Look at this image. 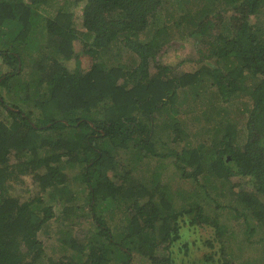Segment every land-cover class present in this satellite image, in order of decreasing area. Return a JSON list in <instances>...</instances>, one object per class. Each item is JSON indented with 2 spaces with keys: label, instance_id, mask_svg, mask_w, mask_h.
<instances>
[{
  "label": "trees",
  "instance_id": "trees-1",
  "mask_svg": "<svg viewBox=\"0 0 264 264\" xmlns=\"http://www.w3.org/2000/svg\"><path fill=\"white\" fill-rule=\"evenodd\" d=\"M54 1H60L57 9L52 6L56 13L46 14ZM62 1L0 0V56L7 62L0 87L12 98L6 100L0 90V264H132L135 255L150 264H173L160 250L184 238L183 220L196 228H215L206 244L215 248L220 243L221 264L228 263L223 259L226 253L231 257L232 247L223 241L220 204L209 213L214 198L207 193L211 202L206 205L192 200L189 207L175 209L171 198L178 190L160 176L172 157L185 178L199 180L212 172L230 183L232 177H250L255 192L239 196L249 210L246 216L236 204L228 206L248 225L255 219L264 228V200L256 194L264 193V18L263 23L252 20L264 12V0H216L223 11L242 10L244 21L221 29L215 42L198 50L200 68L183 73L158 60V48L167 41H159L160 35L168 23L199 27L213 13L211 7L195 10V0H73L74 7L85 2L83 26L77 27L74 11L63 8ZM152 20L164 26L144 40ZM85 57L95 63L82 69ZM73 58L74 70L68 64ZM202 72L217 91L214 99L189 107L197 127L188 129L180 121L184 102H178L179 89L194 86ZM241 95L253 101L248 140L239 145L228 122L221 139L212 140L205 152L204 143L197 144L200 121ZM73 168L81 171L74 174ZM83 197L85 204L79 206ZM54 203L62 207L59 216ZM84 205L88 215L79 214ZM100 210L121 212L125 222L113 226ZM87 216L95 230L78 238L76 229ZM60 219L66 224L58 232L67 261L47 256L40 238L51 221ZM121 227L127 230L122 239L113 231ZM255 231L252 226L249 234ZM262 235L251 242L253 247L264 243ZM134 237L138 245H129ZM189 245L184 242L186 253ZM211 255L200 261L208 264Z\"/></svg>",
  "mask_w": 264,
  "mask_h": 264
},
{
  "label": "rangeland",
  "instance_id": "rangeland-1",
  "mask_svg": "<svg viewBox=\"0 0 264 264\" xmlns=\"http://www.w3.org/2000/svg\"><path fill=\"white\" fill-rule=\"evenodd\" d=\"M62 1V0H61ZM67 1V0H66ZM60 1H54L51 5L46 8V14L53 15L56 13L55 9L59 7L57 5ZM73 2V0H72ZM71 1H67L65 4L62 1V7L71 8L75 14V25L77 27H82V12L85 2H82L80 5L74 7ZM55 5L53 9L52 6ZM192 5L194 4V9L198 10L200 7H211L213 13L208 17L203 19L202 24L199 27H195L191 29V27H187L186 25L176 26L169 25L166 27V32L161 33L159 41L166 40L167 41L158 48V55L157 58L162 63L171 65L172 67L177 66L175 73H183V72H193L200 68L202 65L199 61L198 50L200 48L206 47L208 43L215 42L218 32L224 27L230 26L232 22H236L240 24L244 21V16L242 10L236 11L234 9L231 11H223L222 4L220 5L217 3L216 0H195L192 1ZM70 6V7H69ZM224 6V5H223ZM187 11V7H183L182 13ZM44 13V11H43ZM180 13V7L178 8L177 14ZM252 17V16H251ZM264 18V12L257 18L254 17L252 20L262 22ZM153 23L148 30V36H144V40L149 39L152 34L158 28L163 27V21H155L152 20ZM78 43V42H77ZM1 48V47H0ZM76 52L82 50L81 45H76ZM189 59L185 63H181L183 60ZM6 57L0 56V75L7 71V62H5ZM95 63L93 58L85 57L82 61V69L90 68ZM181 63V64H180ZM69 67L71 69L76 68V59L73 58L69 63ZM206 64L211 66L214 65L213 60H208ZM156 69L152 68L151 72H155ZM249 84L253 83L252 81H248ZM252 85H249L251 87ZM200 96H198L199 92ZM1 93L3 97L8 100L12 101L10 98V94L8 93L5 87H0ZM217 91V86L212 84V80L209 79L206 72H202L200 75V81L197 82L194 86L186 88V89H179V100L178 102H184L183 105V114L180 115L181 123L185 124L188 129H195L197 127V121L193 122V113L194 111H189V107L192 106L196 102H203L202 99H206L207 101L213 97L215 92ZM209 98V99H208ZM216 100V97H215ZM229 103H222L218 107L215 113L211 115H207L206 118H203L200 121L199 125L202 126L201 135H199V142L204 143V151L207 152L211 149V141L212 140H219L221 139L223 133H225L224 126L231 122L234 126L236 139L239 145H243L248 140V127H247V120L250 111L253 108V101L249 97V95H241V97H235ZM168 104H170L168 102ZM181 105V104H180ZM182 106V105H181ZM40 113V110H38ZM171 116V115H169ZM225 119L218 125L216 130L211 129V127L215 126L217 122H219L220 117H224ZM236 124V125H235ZM208 127V128H207ZM236 127V128H235ZM189 147V146H188ZM172 158V157H171ZM169 158L170 163L166 169L162 171V175L160 176L161 182L164 184H170L172 191L177 189L175 195L172 196L171 200L173 202L175 209H180L189 204L192 200H198L203 205L211 202L208 197H206L207 193L211 195L212 204L210 207L207 208L209 213L214 212V208L217 206L218 202L220 206V219L221 223L224 226L225 233L223 235V241L232 248H228V252L230 253L229 257L227 253L225 254V258L223 260H228V263L223 264H264V243L257 242L258 248L252 246L251 242L257 241L260 237H262L264 233V228L255 223V219H251L250 225L245 223V219L243 217H237L235 214V209L230 208L228 205H237V209L242 212L243 214H247L249 210L243 209V204L241 203L239 196L240 194L248 191H253L255 189L253 181L250 177H232L230 183H224L221 180H218L216 175L212 172H206L200 175L199 180L194 178H185L182 177V170L177 169L173 166V162ZM209 157L206 156L203 161L206 167H208ZM189 170V169H188ZM192 171V168H190ZM73 173L77 174L81 170L77 168H73ZM209 178V180H207ZM25 181L28 184H31L32 177L27 176ZM154 184V182H152ZM77 184H80V181H77ZM260 191V189L257 188ZM38 190H34L33 193L37 194ZM172 193V192H171ZM261 198L264 200V193L263 192H256ZM86 198H80L78 201V205L85 204ZM100 207H98L99 209ZM62 207L59 203H54V210L56 215L59 216ZM88 207L84 205V209L79 211L80 215H88ZM101 212L107 214V219H109L110 224L116 223L113 226L118 225L119 220L123 214L121 212L117 214L108 213L104 210H100ZM191 216L190 208H186L185 211V220H187ZM91 216H87L84 218L83 224L78 226L75 232V236L78 238H83L89 235L92 231L95 230V225L92 224L88 219ZM113 220H111V218ZM124 217V216H123ZM238 220L239 222H237ZM253 220V222H252ZM124 221V220H123ZM125 222V221H124ZM182 229L181 233H183L184 238L175 242L174 245L166 248L162 247L160 253L163 257L171 256L173 259V264H205L203 261H200L204 258V255H213V260L209 261L208 264H221V250H220V243L216 241L215 248H209L206 244V239L214 238L215 236V228L207 227H193L186 223L184 220L181 222ZM66 224L63 223V220L60 219L59 221H51L45 229L40 233V238L44 241V247L46 251V255L55 256V259H63L67 261L68 259L64 257L65 251L60 249V242L61 234L58 232L60 226L65 228ZM252 226L255 227V232L251 235L249 234V230L252 229ZM257 226V227H256ZM115 232V236L117 238H124L125 233L127 232L125 227L116 228L113 230ZM248 238V239H247ZM190 241V245L188 247V253H186L184 242ZM225 244L226 248L227 245ZM129 245H138V239L134 237L131 240ZM167 245L165 243L163 246ZM232 249L235 251V255H231ZM211 255V256H212ZM132 264H150L147 258L142 257V255H135V258Z\"/></svg>",
  "mask_w": 264,
  "mask_h": 264
},
{
  "label": "clouds",
  "instance_id": "clouds-1",
  "mask_svg": "<svg viewBox=\"0 0 264 264\" xmlns=\"http://www.w3.org/2000/svg\"><path fill=\"white\" fill-rule=\"evenodd\" d=\"M191 168V167H190ZM190 168H189V171L191 172V170H190ZM186 178H192V177H190V176H188V177H186ZM195 179V178H194ZM248 192H251L252 193V191H248ZM254 193V192H253ZM259 197H261V196H259ZM248 210V209H247ZM246 216V215H245Z\"/></svg>",
  "mask_w": 264,
  "mask_h": 264
}]
</instances>
